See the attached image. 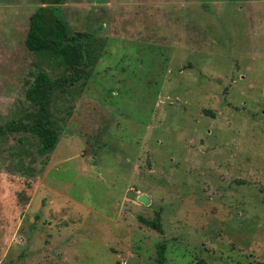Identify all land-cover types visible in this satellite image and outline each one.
I'll use <instances>...</instances> for the list:
<instances>
[{
    "label": "rangeland",
    "instance_id": "374dc122",
    "mask_svg": "<svg viewBox=\"0 0 264 264\" xmlns=\"http://www.w3.org/2000/svg\"><path fill=\"white\" fill-rule=\"evenodd\" d=\"M92 35L58 131L0 136V264H264V0H62ZM42 0H0V124L37 106L28 49ZM145 194L149 204L139 201ZM140 217L158 221L161 231Z\"/></svg>",
    "mask_w": 264,
    "mask_h": 264
},
{
    "label": "trees",
    "instance_id": "16d2710c",
    "mask_svg": "<svg viewBox=\"0 0 264 264\" xmlns=\"http://www.w3.org/2000/svg\"><path fill=\"white\" fill-rule=\"evenodd\" d=\"M44 6L38 7L29 18V26L25 44L31 51L48 52L52 57L60 59L70 67L71 77L65 76L51 79L45 71H40L34 82L26 89L28 101L37 106L35 112L25 114L23 120L0 124V136L14 131L31 132L37 136L39 154L51 152L58 141V131L50 118V99L53 91L66 84H73L78 80L79 69L86 64L87 46L92 38L89 33L72 32L67 22L52 9L49 0H42ZM62 0H53L61 3ZM140 220L159 231L161 225L158 218L155 220L140 217ZM164 243L157 246V262H165Z\"/></svg>",
    "mask_w": 264,
    "mask_h": 264
},
{
    "label": "water",
    "instance_id": "95a60500",
    "mask_svg": "<svg viewBox=\"0 0 264 264\" xmlns=\"http://www.w3.org/2000/svg\"><path fill=\"white\" fill-rule=\"evenodd\" d=\"M139 201H141L144 204H149V198L145 194L139 195Z\"/></svg>",
    "mask_w": 264,
    "mask_h": 264
}]
</instances>
